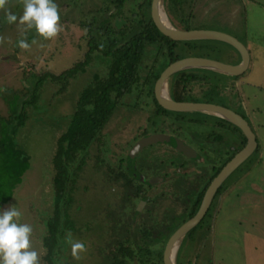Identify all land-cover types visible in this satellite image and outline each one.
<instances>
[{
  "label": "flooded vegetation",
  "instance_id": "obj_1",
  "mask_svg": "<svg viewBox=\"0 0 264 264\" xmlns=\"http://www.w3.org/2000/svg\"><path fill=\"white\" fill-rule=\"evenodd\" d=\"M152 1L55 0L65 23L63 31H82L74 36V47L64 44L63 52L68 54L61 57L71 56V60L61 64L58 54L52 66L45 57L42 67L36 70L37 60L19 83L1 93L0 209L12 198L15 186L22 184L30 166L23 143L27 122L36 123L43 107L60 116L54 124L59 127L48 160L50 189L46 201L28 198L25 202L30 219L24 223L33 228L32 246L41 253V264H165L166 251L173 264H212L213 253L210 256L199 247L202 240L208 244L214 236L218 202L229 187L232 173L217 186L201 219L181 238L171 239L197 213L213 179L245 144L240 148L242 134L226 120L170 111L156 101L155 84L162 70L178 59L194 56L197 49L180 42L171 45L158 37L165 35L153 19ZM197 1L162 0L158 14L176 28L196 29ZM218 1L233 7L229 9L233 16L243 13L234 5L246 7L247 2ZM8 7L16 15L22 14L19 0H9ZM4 18V11H0V32L6 23ZM11 33H15L13 37ZM137 34L144 37L142 44L132 40ZM5 38L10 39L6 41V47H10L21 37L19 31H14ZM26 38L27 42L41 39L35 29L29 30ZM139 45L140 53L133 59ZM232 54L230 59H236ZM177 55L183 57L176 59ZM132 62L137 79L122 92L123 84L118 87V79L111 77V72L113 67L132 68ZM184 71L179 73L182 101L212 99L215 102L211 103L226 107L241 101L240 89V96L226 91V81L231 88L236 84L240 87L241 76L223 81L222 75L212 71ZM169 80L166 89L175 100L176 92ZM77 81L82 84L71 95ZM219 83L223 85L219 87ZM234 94L236 99H232ZM53 104L56 109H51ZM103 104L110 114L98 132L90 135L81 124L86 133L74 129L77 115L101 112ZM117 115L116 127L127 134L131 125L129 130L133 131L112 148L108 133L106 139L101 133ZM7 146L12 149L11 168L3 161ZM257 149L258 142L254 151ZM21 204L16 208L23 212ZM68 231L86 245L79 260L71 256L65 240Z\"/></svg>",
  "mask_w": 264,
  "mask_h": 264
},
{
  "label": "rangeland",
  "instance_id": "obj_2",
  "mask_svg": "<svg viewBox=\"0 0 264 264\" xmlns=\"http://www.w3.org/2000/svg\"><path fill=\"white\" fill-rule=\"evenodd\" d=\"M206 1H197L194 22L199 23L195 25L196 28L220 29L238 38L249 51L250 66L243 75H240V87L236 84L231 88V83L228 84L226 81L228 78L223 81H226V85L231 88L227 87V92H235L240 96L239 89L241 90V101L229 106L237 113L244 115L256 136L258 149L232 172L229 187L220 201L218 200L217 210L220 209L216 217L214 236H210L211 242L208 244H204L205 240H202L199 248L210 256L213 253L212 264H264V0H247L246 7L235 4L234 6L238 7L241 13L243 12L240 16L231 15L229 9L233 7L226 5L225 2L211 0L207 4ZM235 9L234 12H236ZM60 23L64 30L65 23L62 19ZM72 25L74 26V23ZM1 28L3 31L0 34L4 37L10 36V32H18V26L15 23H3ZM81 32L79 28H75L69 32L62 31L52 40L45 41L41 38L37 51L33 48L32 41L28 42L31 45L28 50L21 49L17 43L13 42L10 47H6V41H10L9 38L2 44L4 46L0 44V89H2L0 107L4 105L1 93L5 92L9 85L19 83L21 76L29 71V67L34 68L33 65L37 60L36 70L42 67L45 57L48 63L52 61L54 66L55 57L59 54L58 59H62L61 56L64 53L68 54V51L63 52V48L65 45L74 47L77 43L74 36L80 35ZM14 34L11 33V36L13 37ZM35 41L38 43L39 40L35 39ZM41 44L44 47H41ZM14 50L17 51L14 52ZM70 60L71 56L64 57L61 64ZM57 66L61 67L60 64ZM81 84V81L76 82L71 95ZM232 97L236 99L237 95L234 94ZM56 108V104L51 106V109ZM40 113L38 112V121L27 122L24 129L27 138L23 140V143L30 155L27 173H32L34 176L31 178L34 179L33 182L31 178L29 179L30 184L26 186H30L27 193L29 195L25 200L23 199L22 204L20 203L23 209L20 219L22 222L30 219L25 203L27 199L33 198L44 202L50 189L48 160L57 136L55 133L59 127L54 124L60 116H54L53 112L49 113L46 107L41 108ZM119 117L120 115L114 117L108 125L104 126L101 133L104 139H106L105 133H108L112 148H115L117 141L125 140L127 134L133 131L129 130L131 125L128 126L127 134L125 130L118 129L116 124ZM122 126L121 123L119 127ZM201 237L205 239V236ZM204 259L207 260V258Z\"/></svg>",
  "mask_w": 264,
  "mask_h": 264
},
{
  "label": "water",
  "instance_id": "obj_3",
  "mask_svg": "<svg viewBox=\"0 0 264 264\" xmlns=\"http://www.w3.org/2000/svg\"><path fill=\"white\" fill-rule=\"evenodd\" d=\"M162 0L152 1L153 19L161 31V33L176 41H219L231 45L239 54L240 60L237 63H227L208 57L189 56L178 59L167 65L159 75L155 84V98L160 106L170 111L185 113L206 114L221 118L233 124L246 138L245 145L237 151L233 157L221 168L219 173L213 179L209 186L202 204L197 213L184 223L178 231L172 236L171 241L181 238L189 228L193 227L205 213L211 198L219 184L231 174L238 166H240L256 148V136L252 131L248 121L241 114L237 113L230 107L220 104L201 101H176L169 97L167 85L169 78L176 72L188 68L207 69L214 71L218 75L240 76L243 75L250 66V54L247 47L235 36L216 29H179L174 27L171 22L163 15L158 14ZM158 8V9H157ZM40 40L33 44V48L39 49ZM37 47V48H36ZM140 143V142H139ZM139 143L136 144L139 148ZM26 172V173H25ZM23 174V182L19 186H15L12 198L5 203L0 210L8 208L11 205L15 207L21 203V198L29 195L30 184L29 179L33 177L32 173ZM34 178H31L33 182ZM24 186V187H23ZM21 223H24L20 220ZM165 264H173L168 251L165 253Z\"/></svg>",
  "mask_w": 264,
  "mask_h": 264
},
{
  "label": "clouds",
  "instance_id": "obj_4",
  "mask_svg": "<svg viewBox=\"0 0 264 264\" xmlns=\"http://www.w3.org/2000/svg\"><path fill=\"white\" fill-rule=\"evenodd\" d=\"M23 6L21 15H16L8 7L9 0H0V11H4L6 22L17 24L20 39L17 46L28 50L31 45L27 42L26 34L35 29L36 34L48 41L56 38L62 31L60 23V6L55 0H19ZM6 38L0 35V44ZM32 43H36L35 40ZM41 47H44L41 44ZM2 91V89H0ZM22 212L14 205L0 210V264H41V253L32 246L33 228L28 223H21ZM70 245L71 256L81 259L86 245L83 241L74 239L71 231L65 235Z\"/></svg>",
  "mask_w": 264,
  "mask_h": 264
},
{
  "label": "trees",
  "instance_id": "obj_5",
  "mask_svg": "<svg viewBox=\"0 0 264 264\" xmlns=\"http://www.w3.org/2000/svg\"><path fill=\"white\" fill-rule=\"evenodd\" d=\"M182 29H188L189 27L187 26H182ZM158 36V35H157ZM154 37H156L155 35H152L149 37L150 40H154ZM161 39L164 38V42L166 43H170L175 44L177 42L182 43L183 45H187L188 47H196L197 52L193 53L192 55L194 56H202V57H208V58H213L216 60H220V61H224L227 63H237L240 60V56L238 54V52L229 44L225 43V42H219V41H173L171 39H169L168 37L165 36H158ZM144 37L140 36V35H135L134 38L132 39L134 41L135 44L141 43L143 42ZM140 49H141V45H139V47H137L136 52H134V56L133 59H137L136 57L139 55L140 53ZM229 51V54H228ZM232 53L235 54V58H233L232 60L230 59V57H232ZM185 55V54H184ZM183 57L180 55L176 56V59ZM133 67L129 68V69H125V68H118V67H113L112 72H111V77L116 76L118 79V87H121V84H123L122 87V92L127 91L129 88V85L131 83H134L136 81V69H135V62H132ZM198 69V68H195ZM201 71L204 72V70L206 71H210L207 69H199ZM179 73H185L184 70H181V72H178L177 74H174L170 77V84L171 86L174 88L176 95L173 96V98L177 101H182L185 100L181 97V90H180V86H179ZM213 74H216L215 72L212 71ZM218 75V74H216ZM225 76V75H223ZM227 76V75H226ZM226 78H230V79H236L237 76H227ZM225 78V79H226ZM220 85H223L222 83L218 84V86L220 87ZM195 100V99H194ZM207 102H215L212 99H207ZM100 110H95L94 113H89L88 115H77L75 117V123H74V129L76 131H78L81 134H84L86 132H82V128L80 126V124L83 126V128H85L87 131H89L92 135L96 132L99 131V129L105 124L109 114L108 111L106 112L104 109V104L102 106L101 112H99ZM99 112V113H97ZM96 113V114H95ZM231 126H233L237 131H239L241 133V131L239 130V128H237L236 126H234L233 124L229 123ZM242 134V133H241ZM246 140L245 137L242 134V143L240 145V148L245 144ZM7 151H3L4 152V159L3 161H5V165H7L6 167L8 168V166L11 168L13 166V164H11V161L13 160L12 157V149L7 146ZM218 170H216L217 172ZM215 172V173H216ZM200 200V196L198 201ZM195 209L191 212L194 213Z\"/></svg>",
  "mask_w": 264,
  "mask_h": 264
},
{
  "label": "bare ground",
  "instance_id": "obj_6",
  "mask_svg": "<svg viewBox=\"0 0 264 264\" xmlns=\"http://www.w3.org/2000/svg\"><path fill=\"white\" fill-rule=\"evenodd\" d=\"M225 76H226V75H225ZM227 76H228V75H227ZM176 246H177V244L175 245V248H176ZM175 248H173L171 254L174 253Z\"/></svg>",
  "mask_w": 264,
  "mask_h": 264
},
{
  "label": "crops",
  "instance_id": "obj_7",
  "mask_svg": "<svg viewBox=\"0 0 264 264\" xmlns=\"http://www.w3.org/2000/svg\"><path fill=\"white\" fill-rule=\"evenodd\" d=\"M227 76H221L222 79H225ZM230 80V78H228V81Z\"/></svg>",
  "mask_w": 264,
  "mask_h": 264
}]
</instances>
